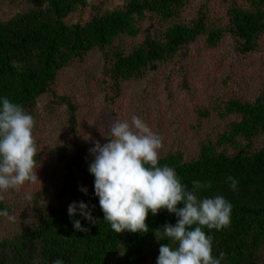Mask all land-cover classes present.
<instances>
[{
    "label": "trees",
    "instance_id": "16d2710c",
    "mask_svg": "<svg viewBox=\"0 0 264 264\" xmlns=\"http://www.w3.org/2000/svg\"><path fill=\"white\" fill-rule=\"evenodd\" d=\"M22 1L24 11L0 20V96L21 105L34 120L38 102L49 97L46 112L64 109L70 150L64 145L56 154L63 170L57 205L35 202L34 222L0 238V264H53L56 259L64 264H156L160 245L175 244L155 237L154 230L166 223L174 225L176 217L166 210L156 216L149 213L145 221L149 232L142 234H117L104 221L94 195V177L88 172L94 157L79 136V109L70 97L54 91L58 75L72 62L101 52L102 85L113 105L123 84L157 72L199 41L214 50L228 35L240 55L255 54L264 37V0H224V27L212 22L206 5L191 21H181L190 0H124L114 10L108 9V0ZM88 9L92 14L87 22H67ZM140 36L142 41L128 53L116 45L123 37ZM214 106L219 118L237 120L225 124L216 141L200 143L191 160L178 151L169 152L159 157L158 166L173 168L189 189L193 181L210 182V188L197 187L198 196L222 195L232 204L228 227L204 229L212 237V255L219 258L223 253L221 264H264V89L253 102L230 99ZM209 113L200 111L199 117L207 118ZM36 148L40 164L37 142ZM229 176L237 180L235 190L229 187ZM81 187L87 188V195L79 191ZM74 201L88 204L96 219L93 224L77 212L74 219L80 220L85 232L76 231L68 216V205ZM0 209L10 215L3 199Z\"/></svg>",
    "mask_w": 264,
    "mask_h": 264
},
{
    "label": "rangeland",
    "instance_id": "374dc122",
    "mask_svg": "<svg viewBox=\"0 0 264 264\" xmlns=\"http://www.w3.org/2000/svg\"><path fill=\"white\" fill-rule=\"evenodd\" d=\"M223 1L190 0L181 21H191L206 5L212 22L224 27L227 6ZM123 2L108 0V9L122 7ZM25 8L22 0H0V20H6ZM91 14L88 9L71 16L67 22L85 23ZM148 24L142 25V31ZM141 41L142 36L135 39L123 37L116 45L128 53ZM102 59L101 52L93 51L82 61L72 62L60 72L54 86L58 95L68 96L77 104L79 136L88 148H92L95 141L107 142L105 137L114 121H130L131 116L136 115L162 137L159 157L178 151L185 159L191 160L197 155L200 143L216 141L225 124L237 120L235 117L219 118L213 110L216 102L230 99L253 102L264 89V37L259 52L247 56L236 52L234 41L228 35L214 50L206 48L202 41L191 44L157 72H149L141 79L123 84L121 97L113 105L108 103L102 85ZM48 101L49 97H43L38 102L33 129L42 154V162L36 169L38 180L0 193L11 211L9 216L14 218L0 217V238L17 234L22 226L34 222L35 202L58 203L56 193L63 170L56 154L64 145L70 150V142L64 109L50 114L45 110ZM204 110H209L208 117H199V112Z\"/></svg>",
    "mask_w": 264,
    "mask_h": 264
},
{
    "label": "clouds",
    "instance_id": "9594fccd",
    "mask_svg": "<svg viewBox=\"0 0 264 264\" xmlns=\"http://www.w3.org/2000/svg\"><path fill=\"white\" fill-rule=\"evenodd\" d=\"M34 126V117L21 105L0 96V193L38 180ZM105 138L106 143L95 141L89 149L94 158L88 172L94 177V195L111 229L117 234L147 233L149 213L156 216L166 210L176 217L175 224L166 223L154 233L175 247L161 244L156 264H221L223 253L219 258L212 255V237L204 229L228 227L232 204L222 195L198 196L197 187L210 188V182L202 185L193 181L189 189L173 168L158 166L162 137L138 116L114 121ZM227 180L235 190L237 180L231 176ZM79 191L87 195V188ZM77 212L96 223L89 205L74 201L67 213L76 231H87L79 219H74ZM0 217L14 219L7 209H0ZM53 264L64 261L56 259Z\"/></svg>",
    "mask_w": 264,
    "mask_h": 264
}]
</instances>
